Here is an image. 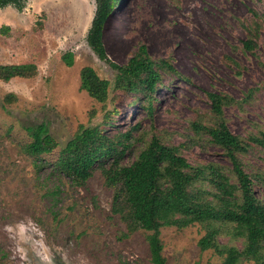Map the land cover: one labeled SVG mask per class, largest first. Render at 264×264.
<instances>
[{
	"label": "rangeland",
	"instance_id": "1",
	"mask_svg": "<svg viewBox=\"0 0 264 264\" xmlns=\"http://www.w3.org/2000/svg\"><path fill=\"white\" fill-rule=\"evenodd\" d=\"M189 1L215 15L201 21L187 10ZM96 8V0H24L21 10L0 8V65L38 67L34 78L0 80V264H154L149 232L123 237L126 226L112 213L113 190L100 172L84 187L54 172L60 150L80 126L101 125L113 136L140 124L136 138L153 131L182 146L193 165L228 166L220 148L206 138L196 143L191 127L212 122L207 93L214 92L233 100L223 114L232 133L264 130V0H124L105 24L104 59L87 43ZM248 39L252 52L244 48ZM167 40L171 46H160ZM143 46L169 66L160 73L153 119L134 96L114 89L118 69ZM66 53L74 55L72 66L63 60ZM85 66L110 82L106 103L81 89ZM9 94L16 97L11 104ZM108 113L113 128L105 124ZM42 123L59 145L37 159L24 148L33 140L29 128ZM244 164L264 180V151L252 150ZM255 191L264 200L261 184ZM205 232L198 224L162 228L166 264H221L213 250L200 249ZM231 244L242 247L241 241Z\"/></svg>",
	"mask_w": 264,
	"mask_h": 264
},
{
	"label": "trees",
	"instance_id": "2",
	"mask_svg": "<svg viewBox=\"0 0 264 264\" xmlns=\"http://www.w3.org/2000/svg\"><path fill=\"white\" fill-rule=\"evenodd\" d=\"M124 0H96V14L87 35V43L101 59L105 58L103 31L109 17ZM13 5L21 10L24 0H0V8ZM2 33H7L2 30ZM244 48L254 50L253 40L244 41ZM68 66L74 64L73 53L63 55ZM168 64L149 57L143 46L126 65L118 69L114 89L134 96L138 104L153 119L161 83V71ZM172 70V68H170ZM38 74L37 65L1 64L0 80L30 79ZM81 89L100 103L109 99L110 82L102 79L94 68L81 70ZM213 120L192 123V131L200 143L203 138L220 148L229 165L218 163L193 165L182 153V146L164 140L158 133H142L136 138L140 124L126 131L108 135L101 125L80 126L74 137L59 152L53 165L54 172L66 176L76 187H84L95 173L100 172L107 187L113 190L112 213L126 226L123 237L144 230L149 232L151 261L166 264L161 229H184L198 224L206 232L199 241L202 251L213 250L223 258L221 264H264V200L255 191L256 183L264 187L259 174L249 172L244 158L254 149L264 151V130L242 137L231 132L224 120V107L233 100L223 94L209 92ZM14 94L6 102L15 101ZM115 110L112 114H115ZM111 113L105 124L115 127ZM117 129V128H116ZM119 129V128H118ZM33 140L24 150L39 158L52 153L58 142L44 123L30 127ZM150 134V136H148ZM38 161L36 162V164ZM41 170L42 163L37 164ZM227 236L228 243L219 239ZM241 241L242 247L231 244Z\"/></svg>",
	"mask_w": 264,
	"mask_h": 264
},
{
	"label": "bare ground",
	"instance_id": "3",
	"mask_svg": "<svg viewBox=\"0 0 264 264\" xmlns=\"http://www.w3.org/2000/svg\"><path fill=\"white\" fill-rule=\"evenodd\" d=\"M187 10H189L190 12H192L195 17L198 16L200 18L201 21H205L208 18H211L212 16H214V11L212 9H208V11H206L205 13H202L201 10L199 11L196 7H194L192 1H189L187 4ZM222 10L224 11V14L226 12L225 7H222ZM202 24H205L203 22H200ZM171 40H167L166 42H164L163 44L160 42V46H171ZM156 47V46H155ZM202 48V47H201Z\"/></svg>",
	"mask_w": 264,
	"mask_h": 264
}]
</instances>
